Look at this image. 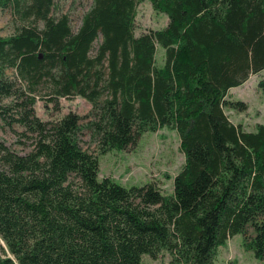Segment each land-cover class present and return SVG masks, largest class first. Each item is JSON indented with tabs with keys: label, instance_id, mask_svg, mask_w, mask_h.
I'll return each instance as SVG.
<instances>
[{
	"label": "trees",
	"instance_id": "trees-1",
	"mask_svg": "<svg viewBox=\"0 0 264 264\" xmlns=\"http://www.w3.org/2000/svg\"><path fill=\"white\" fill-rule=\"evenodd\" d=\"M144 1L168 23L136 36ZM0 10L14 29L0 35V122L35 135L23 152L0 141V264H143L163 252L214 264L239 234L264 259V126L246 131L224 111L247 109L228 92L264 70V0H94L76 31L55 0ZM73 97L91 105L85 124L36 115L38 100ZM162 128L185 154L172 195L154 180L99 179L101 155Z\"/></svg>",
	"mask_w": 264,
	"mask_h": 264
},
{
	"label": "rangeland",
	"instance_id": "rangeland-1",
	"mask_svg": "<svg viewBox=\"0 0 264 264\" xmlns=\"http://www.w3.org/2000/svg\"><path fill=\"white\" fill-rule=\"evenodd\" d=\"M57 12L67 14L71 26L76 31L84 14L90 10L94 0H55ZM168 23L165 14L156 12L149 1L137 6L135 35L140 36L150 30L161 29ZM12 17L9 10H0V35L8 36L13 33ZM156 65H164V50L157 49ZM264 80V70L250 76L243 85L231 88L227 100L240 101L246 104L245 111H238L230 106L224 111L229 120L244 130L254 132L257 126H264V90L259 85ZM5 102V101H4ZM36 115L44 122H54L69 112H75L82 117V123L88 120L91 110L90 103L81 97L70 99L61 98L55 103L38 100L35 106ZM0 141L16 152L27 151L31 148L35 135H23L25 130L19 125L13 128L0 122ZM83 149L97 155V144L91 141L87 130L80 136ZM185 164V154L180 138L175 130L158 129L156 132L145 133L138 142L126 150H113L99 157V179L111 178L124 187L141 186L156 181L165 195H172L175 176ZM242 235H235L217 250L214 264H264V259L254 257L253 252L245 250L242 245ZM143 264H173L171 255L163 252L157 259L143 257Z\"/></svg>",
	"mask_w": 264,
	"mask_h": 264
}]
</instances>
